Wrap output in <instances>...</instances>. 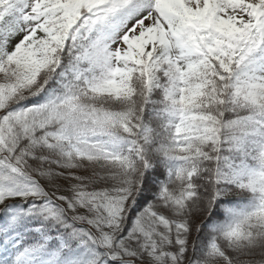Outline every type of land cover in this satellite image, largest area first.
I'll use <instances>...</instances> for the list:
<instances>
[{
	"label": "snow or ice",
	"instance_id": "6c2138e0",
	"mask_svg": "<svg viewBox=\"0 0 264 264\" xmlns=\"http://www.w3.org/2000/svg\"><path fill=\"white\" fill-rule=\"evenodd\" d=\"M0 264H264V0H0Z\"/></svg>",
	"mask_w": 264,
	"mask_h": 264
}]
</instances>
